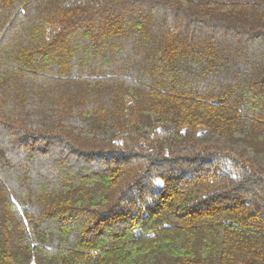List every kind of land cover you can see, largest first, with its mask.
<instances>
[{
  "label": "trees",
  "instance_id": "obj_1",
  "mask_svg": "<svg viewBox=\"0 0 264 264\" xmlns=\"http://www.w3.org/2000/svg\"><path fill=\"white\" fill-rule=\"evenodd\" d=\"M0 264H264V0H0Z\"/></svg>",
  "mask_w": 264,
  "mask_h": 264
}]
</instances>
